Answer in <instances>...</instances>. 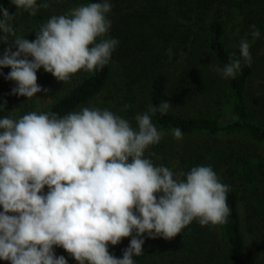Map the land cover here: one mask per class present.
I'll return each mask as SVG.
<instances>
[{"label":"clouds","instance_id":"9594fccd","mask_svg":"<svg viewBox=\"0 0 264 264\" xmlns=\"http://www.w3.org/2000/svg\"><path fill=\"white\" fill-rule=\"evenodd\" d=\"M35 16L47 0H10ZM109 0L80 4L53 15L29 40L17 35L15 13L0 6V41L10 46L0 55V69L10 68L12 93L31 99L48 90L38 84L43 68L57 81L70 82L80 71L95 73L111 59L119 41L107 38ZM252 40L261 32L251 26ZM2 44V43H0ZM250 42L242 38L239 57L215 71L235 78L251 66ZM2 74V73H0ZM172 104L135 116L136 126L99 107H82L61 116L30 111L18 119L0 118V260L8 264H68L63 248L77 264H135L149 238L171 240L193 221L200 226L227 223L230 186L210 165L175 173L145 156L166 135L152 115L167 114ZM4 105H0V109ZM171 134L183 139L179 127ZM45 189H47L45 191ZM131 238L122 258L109 246Z\"/></svg>","mask_w":264,"mask_h":264},{"label":"trees","instance_id":"16d2710c","mask_svg":"<svg viewBox=\"0 0 264 264\" xmlns=\"http://www.w3.org/2000/svg\"><path fill=\"white\" fill-rule=\"evenodd\" d=\"M47 2L49 7L39 8L35 16L17 10L10 0H0V6L15 13L16 34L34 40L35 31L51 16L99 0ZM109 2L107 38L119 41L110 62L95 73L80 71L67 83L39 69L37 82L48 90L41 92L51 98L41 110L34 109V97L13 94L15 82L5 78L11 69H0V118L9 117L13 105L18 117L30 111L63 116L82 107H99L135 127V116L149 105L170 102L167 114L152 115L154 125L166 135L145 156L155 153L150 156L153 162L175 173L210 165L230 186V215L226 224L215 227L193 221L171 240L145 234L144 253L133 257L135 264H264V0ZM252 25L261 32L255 41ZM242 38L251 44L252 64L242 65L235 78H223L215 68L228 63L231 53L239 57ZM12 39L0 41V55L10 46L15 51ZM176 127L183 139L171 134ZM130 239L109 246L110 253L122 258ZM55 253L77 264L63 248H55Z\"/></svg>","mask_w":264,"mask_h":264},{"label":"rangeland","instance_id":"374dc122","mask_svg":"<svg viewBox=\"0 0 264 264\" xmlns=\"http://www.w3.org/2000/svg\"><path fill=\"white\" fill-rule=\"evenodd\" d=\"M110 15H111V11H110V13L107 14L109 20L111 19ZM232 27H233L232 25L228 26V29H231ZM229 33L232 35V34H234V31L233 32L229 31ZM107 37H108V34H107ZM50 101H51V98H50L49 94L44 93V92H39V93L36 94V96H34V101H33L34 109L35 110L44 109V108H46L48 106ZM9 117L13 118V119H18L19 118L16 106L13 105ZM0 211H2L1 208H0ZM240 217L242 218L241 211H240ZM242 224H243V218H242ZM242 227H243V225H242Z\"/></svg>","mask_w":264,"mask_h":264}]
</instances>
